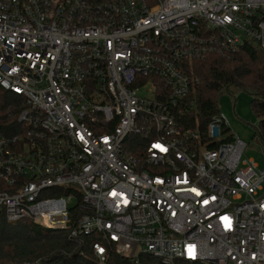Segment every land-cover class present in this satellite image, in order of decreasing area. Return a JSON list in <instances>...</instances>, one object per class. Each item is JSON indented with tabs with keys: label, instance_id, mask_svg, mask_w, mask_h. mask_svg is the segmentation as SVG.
<instances>
[{
	"label": "built area",
	"instance_id": "1",
	"mask_svg": "<svg viewBox=\"0 0 264 264\" xmlns=\"http://www.w3.org/2000/svg\"><path fill=\"white\" fill-rule=\"evenodd\" d=\"M246 44L264 54V0H0V88L22 98L5 219L96 233L97 264H264V163L218 112L178 122L191 61Z\"/></svg>",
	"mask_w": 264,
	"mask_h": 264
},
{
	"label": "trees",
	"instance_id": "2",
	"mask_svg": "<svg viewBox=\"0 0 264 264\" xmlns=\"http://www.w3.org/2000/svg\"><path fill=\"white\" fill-rule=\"evenodd\" d=\"M191 84L182 102L190 100L178 122L183 127H198L201 131L210 116L217 113L215 95L229 87L248 93L249 107L258 118L255 133L264 144V54L251 44L235 52H212L191 61ZM21 96L0 88V131L11 132L16 114L21 108ZM12 128V129H11ZM129 137V136H128ZM130 137H135L133 134ZM131 152L135 153L134 150ZM96 233L68 235V229H51L27 219L8 222L0 209V264L39 260V264H97L91 253ZM102 264H189L176 260L172 263L149 254L124 257L107 248Z\"/></svg>",
	"mask_w": 264,
	"mask_h": 264
},
{
	"label": "rangeland",
	"instance_id": "3",
	"mask_svg": "<svg viewBox=\"0 0 264 264\" xmlns=\"http://www.w3.org/2000/svg\"><path fill=\"white\" fill-rule=\"evenodd\" d=\"M142 94V91H139ZM251 96L237 87H229L215 95L217 112L228 123V132L245 143L242 159H252L259 167L264 163V144L255 133L258 118L249 107ZM264 187V185H263Z\"/></svg>",
	"mask_w": 264,
	"mask_h": 264
}]
</instances>
